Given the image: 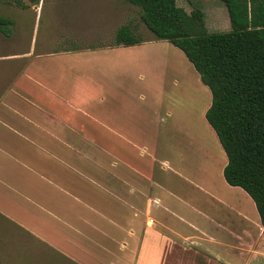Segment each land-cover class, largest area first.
Here are the masks:
<instances>
[{"label": "rangeland", "instance_id": "1", "mask_svg": "<svg viewBox=\"0 0 264 264\" xmlns=\"http://www.w3.org/2000/svg\"><path fill=\"white\" fill-rule=\"evenodd\" d=\"M177 5L187 13L201 10L208 33L230 31L227 10L218 1ZM0 15L13 23L10 37L0 33V89L7 87L9 73L23 71L28 61L63 75L59 88L66 96L79 95L80 108L63 112L70 121L64 120V139L79 152L74 167L81 179L110 190L113 202L133 206L121 213L127 223L133 211L138 218L132 226L153 228L162 219L173 227L177 220L164 215V206L197 191L191 183L207 178L209 196L211 187L225 185L226 157L204 116L211 94L180 50L155 41L136 7L126 0H4ZM122 25L145 42L110 47ZM67 52L81 53L61 55ZM25 55L26 63L5 60ZM149 241L141 263L172 264V257L155 255V240ZM44 257L38 264H71ZM32 258L38 257L0 255V264H31Z\"/></svg>", "mask_w": 264, "mask_h": 264}, {"label": "crops", "instance_id": "2", "mask_svg": "<svg viewBox=\"0 0 264 264\" xmlns=\"http://www.w3.org/2000/svg\"><path fill=\"white\" fill-rule=\"evenodd\" d=\"M27 56L5 60L26 63ZM27 63L0 89V255L38 257L31 264L41 256L71 264H142L144 247L154 239L155 255L172 257V264H240L241 256L242 264H264V225L254 203L225 181L209 196L207 178L195 180L197 191L164 206V215L177 220L173 227L162 219L153 228L132 226L133 211L127 223L121 213L133 206L113 202L110 190L81 179L74 167L79 152L64 139V120L70 121L63 112L80 108L79 95L66 96L59 88L63 75L43 72L41 61Z\"/></svg>", "mask_w": 264, "mask_h": 264}, {"label": "trees", "instance_id": "3", "mask_svg": "<svg viewBox=\"0 0 264 264\" xmlns=\"http://www.w3.org/2000/svg\"><path fill=\"white\" fill-rule=\"evenodd\" d=\"M177 1L194 0H126L155 41L180 50L209 90L204 116L226 157L223 179L249 196L264 225V0H215L230 23L229 32L218 33L207 32L201 10L188 14ZM12 25L0 15L4 37H10ZM144 42L122 25L110 47Z\"/></svg>", "mask_w": 264, "mask_h": 264}]
</instances>
